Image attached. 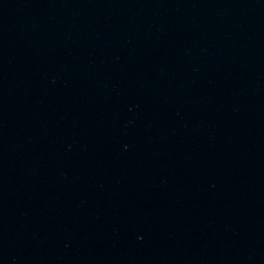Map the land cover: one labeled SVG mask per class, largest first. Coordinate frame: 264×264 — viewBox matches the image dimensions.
Wrapping results in <instances>:
<instances>
[{
	"label": "water",
	"instance_id": "1",
	"mask_svg": "<svg viewBox=\"0 0 264 264\" xmlns=\"http://www.w3.org/2000/svg\"><path fill=\"white\" fill-rule=\"evenodd\" d=\"M264 41V0H0V49Z\"/></svg>",
	"mask_w": 264,
	"mask_h": 264
}]
</instances>
